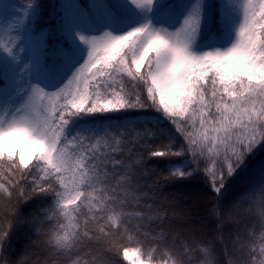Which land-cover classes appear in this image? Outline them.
<instances>
[{"label": "snow or ice", "instance_id": "1", "mask_svg": "<svg viewBox=\"0 0 264 264\" xmlns=\"http://www.w3.org/2000/svg\"><path fill=\"white\" fill-rule=\"evenodd\" d=\"M154 3L128 0L145 12ZM221 3L241 17L226 49L191 51L207 4L193 0L172 31L145 22L120 35L77 33L87 55L65 83L53 84L51 91L30 83L18 104L0 103V137H8L0 146V264H24L29 253L34 264H59L60 258L82 264L81 252L92 257L90 264H115L114 258L146 264L142 242L129 238V243H119L114 238L118 233L101 223L105 216L112 229L127 217L146 216L157 223L153 238L158 240L190 233L191 242L166 250L174 257L172 264H264V243L257 253L246 239L253 232L244 223L250 209L243 204L252 197L225 202L226 186L264 144V0ZM95 6L103 8V0H95ZM13 27L4 30L11 46L3 53L15 61L19 37L11 35ZM128 111L158 115L143 121L147 126L141 130L128 123L67 135L76 119ZM18 130L27 136L12 135ZM33 141L42 143L43 151H34ZM151 161H162L164 167ZM194 173L202 174L210 189L215 221L211 237L196 235L190 213L175 197L150 202L153 193ZM142 177L151 179L149 191L143 190ZM258 185V223L264 238V175ZM43 199L50 200L48 207L26 210L29 202ZM18 226H27L34 238L12 261L9 247Z\"/></svg>", "mask_w": 264, "mask_h": 264}, {"label": "trees", "instance_id": "2", "mask_svg": "<svg viewBox=\"0 0 264 264\" xmlns=\"http://www.w3.org/2000/svg\"><path fill=\"white\" fill-rule=\"evenodd\" d=\"M31 2L32 6L28 7ZM143 3V1H140ZM193 0H163L155 1L152 10L145 12L137 10L128 4V0H103L104 7L95 6V0H0V103H9L12 106L18 104L23 95V89L28 84H37L47 91L54 90L52 85L61 86L86 59L85 54L76 51L66 34V26L69 21H74L84 30L87 36H98L108 31L113 35H120L127 30L138 27L145 22H150L154 28L171 29L180 24L184 19L185 10ZM238 3L242 0H238ZM240 13L235 9H226L221 0H207L203 10L201 31L195 40V46L202 51H210L214 48L226 49L234 40V30L240 23ZM14 26L11 35L19 37L13 55L18 58L14 61L3 53L5 46H11V37L5 34V29ZM33 45V52L39 57L38 67L32 71L27 58V49ZM22 49V51H21ZM59 52V54H58ZM27 65V68H25ZM125 79H128L125 77ZM143 98L147 99L146 91ZM2 115V113H0ZM158 115L157 113L123 112L112 113L104 116L85 117L76 119L67 128V135L71 137L87 130L102 131L104 127H115L134 123L136 130H141L147 125L145 120ZM159 119V117H156ZM171 128L172 126L169 125ZM178 141L180 137L177 136ZM182 142V141H181ZM158 143V141L156 142ZM176 147H179L177 144ZM157 168H163L164 162L151 161ZM180 167H185L181 164ZM188 168L192 165L188 163ZM211 167V165H209ZM264 175V144L260 145L238 170L236 176L229 182L225 194V202L245 199L244 209H250L244 223L247 229L253 232L252 237H246L249 247H255L259 253L260 245L264 243L261 229L258 223L262 202L259 199L258 181ZM141 182L145 185V191H149L147 185L151 183L148 177H142ZM193 190H199L204 196V204L198 212H194L191 219L197 225L196 235L201 234L211 237L215 221L212 215L213 202L209 198L210 189L204 182L202 174H193L188 180L178 181L166 186L162 193H153L154 204H160L162 197H175L177 192L185 194ZM49 199L39 202H29L28 212H33L37 207H48ZM166 206V205H165ZM131 207V205H129ZM192 215L190 207L182 204ZM141 211L147 209L141 206ZM87 211V209H85ZM95 211V209H93ZM200 219V220H199ZM109 231L117 232L114 237L119 243H132L136 240L142 242L146 264L151 254V264H172L174 257L166 254L168 249L179 250L185 241L191 242L190 233H184L181 238L173 240L168 236L165 240L154 239L159 232L156 222H149L145 216L143 220L137 217H127L117 229L110 227L107 216L101 221ZM142 229L137 231V225ZM167 224V222H166ZM165 224V227H166ZM203 226H202V225ZM50 224L46 225V228ZM200 233H197V232ZM147 233V234H145ZM246 235V233H245ZM34 238L32 231L27 227L18 226L12 235L9 247V259L15 261L22 253H25ZM226 238H229L226 236ZM230 239V238H229ZM229 246H231L229 244ZM217 253L223 258V247L217 245ZM80 259L83 262H91L92 257L86 252H81ZM35 257L29 253L24 264H34ZM76 259V256H73ZM115 264H126L122 258H114ZM59 264H67L64 258H60Z\"/></svg>", "mask_w": 264, "mask_h": 264}, {"label": "rangeland", "instance_id": "3", "mask_svg": "<svg viewBox=\"0 0 264 264\" xmlns=\"http://www.w3.org/2000/svg\"><path fill=\"white\" fill-rule=\"evenodd\" d=\"M140 1H143V0H140ZM155 1L157 3H161L163 0H155ZM190 6H191V4H190ZM190 6L185 10L184 17L187 15V13L190 9ZM180 24H177L176 26H174L171 29V31L175 30L177 27H179ZM129 30H131V29H129ZM129 30H127V31H129ZM77 33H80V34H83L84 36H87L85 34L84 30H82L76 22L69 21V23L66 26L67 37L69 38L71 44L73 45V47L76 51H79L80 53L85 54L87 52V47L85 45H83L77 39V37H76ZM191 51H193L195 54H201V53L205 52V51L197 49V47L195 46V42L193 43V45L191 47ZM26 53H27V58H28L29 63H30V67H31L32 71H34L39 65V57L33 52V45H30L28 47ZM174 195H176V199L178 201V206L181 209L185 210L184 207L182 208L183 203H186L190 207V210L192 212L191 219L194 220V218H193V216H195L194 212L196 211L199 213V209H201L202 205L204 204L203 194L199 190H193L191 192H186L185 194H181L180 192H177ZM192 222H193V225L195 226V229L197 230V225L199 226V224H195L194 221H192ZM197 233H200V232L198 231Z\"/></svg>", "mask_w": 264, "mask_h": 264}, {"label": "clouds", "instance_id": "4", "mask_svg": "<svg viewBox=\"0 0 264 264\" xmlns=\"http://www.w3.org/2000/svg\"><path fill=\"white\" fill-rule=\"evenodd\" d=\"M12 135H14V136H16V137H18L20 139H24L27 136V133L24 132L23 130H18L16 132L12 133ZM7 139H8V137H6V136L0 137V146L6 145ZM32 149L34 151H37V152L43 151V144L33 141L32 142Z\"/></svg>", "mask_w": 264, "mask_h": 264}]
</instances>
